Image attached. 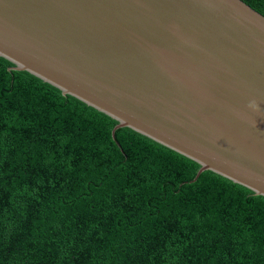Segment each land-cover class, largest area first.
Masks as SVG:
<instances>
[{
    "label": "trees",
    "instance_id": "16d2710c",
    "mask_svg": "<svg viewBox=\"0 0 264 264\" xmlns=\"http://www.w3.org/2000/svg\"><path fill=\"white\" fill-rule=\"evenodd\" d=\"M264 15V0H243ZM0 55V264H264V196Z\"/></svg>",
    "mask_w": 264,
    "mask_h": 264
},
{
    "label": "water",
    "instance_id": "95a60500",
    "mask_svg": "<svg viewBox=\"0 0 264 264\" xmlns=\"http://www.w3.org/2000/svg\"><path fill=\"white\" fill-rule=\"evenodd\" d=\"M0 55L264 196V15L243 0H0Z\"/></svg>",
    "mask_w": 264,
    "mask_h": 264
}]
</instances>
